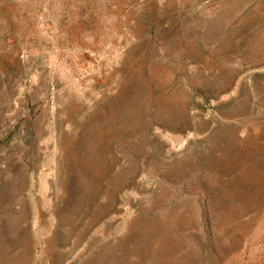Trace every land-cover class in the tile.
Segmentation results:
<instances>
[{
	"label": "rangeland",
	"instance_id": "1",
	"mask_svg": "<svg viewBox=\"0 0 264 264\" xmlns=\"http://www.w3.org/2000/svg\"><path fill=\"white\" fill-rule=\"evenodd\" d=\"M0 264H264V0H0Z\"/></svg>",
	"mask_w": 264,
	"mask_h": 264
}]
</instances>
